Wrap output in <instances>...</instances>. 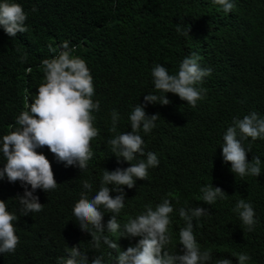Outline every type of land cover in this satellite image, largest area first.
<instances>
[{
  "label": "trees",
  "instance_id": "16d2710c",
  "mask_svg": "<svg viewBox=\"0 0 264 264\" xmlns=\"http://www.w3.org/2000/svg\"><path fill=\"white\" fill-rule=\"evenodd\" d=\"M15 2L27 13L28 30L10 37L0 26V147L3 136L19 127L16 118L30 111L39 86L45 83L43 59L58 55L64 41L74 49L72 55L84 59L90 69L92 99L100 104L99 111L92 113L99 134L90 142L93 156L84 171L58 161L46 146L36 149L49 159L58 183L49 192L35 190L43 204L39 213L23 215L17 196H22L25 188L20 181L0 179V199L17 215L13 224L19 237L14 253H0V264H60L72 247L88 257V264L101 254L104 264H118L117 249H109L103 242L99 251L93 248L91 233L82 231L75 221L74 205L81 192L89 199L94 197L106 169L131 166L117 158L107 140L132 131L130 114L139 103L145 104L146 95H166L154 87L153 68L160 64L176 75L183 59L192 53L197 54L202 68L211 69V75L198 85L206 94L195 108L173 93H167V105H146L148 115L159 113L160 117L150 133L139 132L145 155L132 163L146 160L151 151L159 165L148 169L147 179H136L134 187L121 186L125 207L117 216L120 230L104 234L118 243L121 251L135 246L142 237H121L123 226L142 214L145 205L155 209L168 198L174 209L168 226L171 243L165 248L170 255L183 254L179 232L186 224L180 208L204 207L206 214L193 219V231L201 251H211L207 264L225 258L238 264L237 254L241 253L250 255L248 264H264V139L242 141L246 150L251 148L249 162L255 156L261 159L258 177L236 176L222 156L223 136L234 118L242 119L253 111L264 118V0H231L235 5L231 13H225L213 0ZM50 44L55 53L49 50ZM23 55L27 59L21 61ZM113 109L120 114L115 132L110 131ZM5 165L0 153V169ZM84 180L92 184L91 191L82 187ZM205 185L222 188L225 198L206 204L200 191ZM110 195L119 193L113 190ZM240 199L254 208L257 223L253 231H247L233 211ZM112 215L104 212L105 229Z\"/></svg>",
  "mask_w": 264,
  "mask_h": 264
},
{
  "label": "clouds",
  "instance_id": "9594fccd",
  "mask_svg": "<svg viewBox=\"0 0 264 264\" xmlns=\"http://www.w3.org/2000/svg\"><path fill=\"white\" fill-rule=\"evenodd\" d=\"M213 3L221 6L225 13H231L235 7L231 0H213ZM26 20L27 13L21 4L15 0L0 2V26L7 35L16 37L17 33H26ZM177 31L181 29L178 27ZM61 48L63 50L58 55L43 59L45 83L39 86L34 102L29 105L30 111H23L16 118L15 123L19 127L3 136L0 147V153L6 159L5 167L0 169V179L7 177L9 182H21L25 191L22 196L17 197L21 205L20 212L25 216L43 210L39 197L34 195L36 189L49 192L58 186L49 159L36 149L46 146L58 161L66 162V166L76 165L84 171L93 156L90 142L99 134L98 129L93 126L95 117L92 113L99 111L100 104L92 99L94 84L90 69L84 59L72 55L74 49L69 47L68 41H64ZM49 50L53 53L56 51L51 44ZM20 59L24 61L27 56L23 55ZM198 60L196 53L185 57L176 75H170L167 68L160 64L153 68L154 87L157 92L166 95H146L145 104L139 103L130 114L132 131L107 140L117 158L131 162V166L116 168L113 171L106 169L102 175L101 187L94 197L89 199L85 192H81V198L74 205L75 221L82 231L91 233L93 248L99 251L103 242L109 249H117L118 264H207L212 259L211 251H201L193 231V219L198 220L206 214L207 209L204 207L188 210L180 208L179 215L186 224L179 232L183 254L170 255L165 250L171 243L168 226L171 222L170 214L174 210L168 198L163 199L155 209L150 204L145 205L142 214L129 219L123 226L121 237H142L135 246L121 251L119 244L104 234L120 230L117 216L125 207V192L121 186L134 187L136 179H147L148 169L159 165L157 155L151 151L146 153V160L132 163L137 156L145 155L144 140L139 132L142 129L144 133H150L160 117L159 113L148 115L145 111L146 105H167L170 102L167 93H173L195 108L197 102L206 94V89L198 85L203 83L206 76L211 75V69L202 68ZM27 71L31 72V69ZM111 119L110 131L115 132L120 119V114L115 109L111 113ZM249 137L253 141L257 138L264 139V118L255 111L242 119L234 118L233 126L228 127L223 136V160L225 163L230 162L231 171L241 178L258 177L261 174L260 157L255 156L249 162L247 152L251 151V148L246 150L242 145V141ZM109 185L114 187L110 189ZM82 187L88 191L92 190V184L88 180L82 181ZM113 190L119 195H110ZM200 191L203 194V202L209 205L214 204L217 199L225 198V191L213 185H205ZM168 196L171 197L172 193ZM233 211L239 214L247 231L255 229L257 221L250 202L240 199ZM104 212L113 214L107 222V229L103 223ZM17 219V215L8 210L6 202L0 199V253L15 252L19 237L13 221ZM237 258L238 264H248L251 259L247 253L237 254ZM60 264H88V257L82 256L78 247H72L66 259L60 258ZM91 264H104L103 254L97 256ZM216 264H231V260L220 259Z\"/></svg>",
  "mask_w": 264,
  "mask_h": 264
}]
</instances>
